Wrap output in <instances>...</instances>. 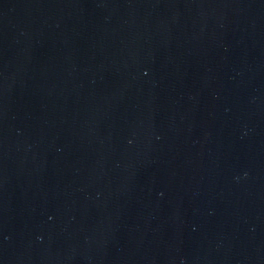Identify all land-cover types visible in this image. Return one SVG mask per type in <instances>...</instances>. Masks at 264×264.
Returning <instances> with one entry per match:
<instances>
[{
  "label": "water",
  "instance_id": "water-1",
  "mask_svg": "<svg viewBox=\"0 0 264 264\" xmlns=\"http://www.w3.org/2000/svg\"><path fill=\"white\" fill-rule=\"evenodd\" d=\"M0 264H264V0H0Z\"/></svg>",
  "mask_w": 264,
  "mask_h": 264
}]
</instances>
